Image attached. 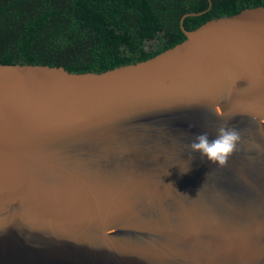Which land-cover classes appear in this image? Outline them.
Wrapping results in <instances>:
<instances>
[{
  "label": "water",
  "instance_id": "95a60500",
  "mask_svg": "<svg viewBox=\"0 0 264 264\" xmlns=\"http://www.w3.org/2000/svg\"><path fill=\"white\" fill-rule=\"evenodd\" d=\"M184 17L104 73L0 64V264H264V7ZM221 124L227 166L189 162Z\"/></svg>",
  "mask_w": 264,
  "mask_h": 264
},
{
  "label": "trees",
  "instance_id": "16d2710c",
  "mask_svg": "<svg viewBox=\"0 0 264 264\" xmlns=\"http://www.w3.org/2000/svg\"><path fill=\"white\" fill-rule=\"evenodd\" d=\"M257 7L264 0H0V64L104 73L183 42L185 15L192 31Z\"/></svg>",
  "mask_w": 264,
  "mask_h": 264
},
{
  "label": "clouds",
  "instance_id": "9594fccd",
  "mask_svg": "<svg viewBox=\"0 0 264 264\" xmlns=\"http://www.w3.org/2000/svg\"><path fill=\"white\" fill-rule=\"evenodd\" d=\"M264 135V129H261ZM242 143V135L235 127H229L227 124H221L216 129L214 138H209L208 132H201L196 135L192 142L187 145L189 149L188 161L194 158V154H199L202 162H208L216 165L219 169L227 166L228 160L238 151V145ZM189 167L182 170L181 173H187ZM186 195V194H185Z\"/></svg>",
  "mask_w": 264,
  "mask_h": 264
},
{
  "label": "flooded vegetation",
  "instance_id": "af4514ba",
  "mask_svg": "<svg viewBox=\"0 0 264 264\" xmlns=\"http://www.w3.org/2000/svg\"><path fill=\"white\" fill-rule=\"evenodd\" d=\"M181 31H182V29H181ZM183 33V32H182Z\"/></svg>",
  "mask_w": 264,
  "mask_h": 264
}]
</instances>
